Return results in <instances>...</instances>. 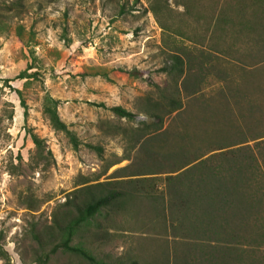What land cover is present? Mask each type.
<instances>
[{
	"label": "rangeland",
	"instance_id": "374dc122",
	"mask_svg": "<svg viewBox=\"0 0 264 264\" xmlns=\"http://www.w3.org/2000/svg\"><path fill=\"white\" fill-rule=\"evenodd\" d=\"M166 1L154 13L150 0H0V10L4 3L20 4L4 13L0 34V231L10 264H41L26 229L32 222L50 225L56 208L78 188L92 185L97 195L105 191L97 183L150 177L144 187L157 195L164 177L198 161L189 159L208 142H230L226 149L264 139L262 28L254 24L250 34H239L231 24H218L209 6L217 0ZM257 13L249 12L252 22ZM172 53L202 79L199 86L194 78L179 82L181 108L170 111L155 83L171 90L161 67ZM46 96L59 101L58 114L78 148L51 127L42 112ZM114 105L134 118L117 116ZM30 132L43 139L41 152ZM241 132L246 142L237 143ZM99 219L109 234L86 237L84 245L107 264H264V224L241 232L247 242L235 248L216 240L214 227L205 228L208 221L197 234L175 207L164 210L142 193ZM0 264L7 263L0 258ZM48 264L88 263L57 251Z\"/></svg>",
	"mask_w": 264,
	"mask_h": 264
},
{
	"label": "trees",
	"instance_id": "16d2710c",
	"mask_svg": "<svg viewBox=\"0 0 264 264\" xmlns=\"http://www.w3.org/2000/svg\"><path fill=\"white\" fill-rule=\"evenodd\" d=\"M150 2V9L154 13L168 6L166 0H150ZM19 6L20 4L15 2L4 3V7L0 10V34L6 31V21L2 19L4 13ZM124 6L125 3L120 4V11L124 10ZM184 6L188 12L190 4L184 3ZM209 6L213 8V13L216 12L213 20H216L218 24L233 25L239 34H250L256 26L262 28L261 31L259 30L261 38L259 44L264 45V39H262L264 37V0H217ZM250 11L258 12L260 21L255 20L256 22L253 21V23L249 16ZM15 30L20 36L21 26H17ZM203 57L205 60L212 58L211 54L203 55ZM199 61L197 66L201 72L205 62L203 59ZM192 67L190 63L186 67L182 56L177 53H172L170 61L161 67V71L166 72L170 77L168 85L171 90L169 91L167 86L160 87L156 83L155 86L161 90L162 99L168 104L170 111L181 108V101L176 96L179 91V82L183 85L186 80L194 78L195 86L201 83L202 77H194L196 73L192 71ZM25 74L27 73L23 71L18 76L24 78ZM130 74L140 76L136 71H130ZM20 101L26 118V104L22 97ZM58 102L57 99L46 96L43 100L42 112L51 127L64 133L76 149L80 141L60 118L57 111ZM158 106L156 102L152 107L153 110H157ZM110 110L117 116L129 120L135 116L133 112L120 105L111 106ZM155 116L161 120L160 114L155 113ZM30 136L36 152H41L43 139L33 132H30ZM237 137H239L237 143L246 142L244 132L239 133ZM229 143L217 139L212 143L208 142L204 150L197 149L196 154L189 160H199L175 175L165 176V188L157 195H154L149 187H144L146 182L151 181L150 177L97 183L105 188L104 192L97 195L91 190L92 185L72 191L53 212L50 225L32 222L26 229L24 235L28 236L35 245L33 250L35 260L41 264H48L54 253L62 251L72 253L88 264H107L98 260L89 251L84 245V239L106 237L109 234L108 229L99 217L106 220L110 211L122 209L136 193H142L145 197L159 202L164 210L167 207H175L190 223L191 231L197 234L201 233V229L205 226L204 222L208 221L205 228L207 225L214 227L212 234L217 235L216 240L226 239L235 244L233 247L238 248L243 241L247 242L245 235L240 236L241 232H246L252 227L261 229L264 224V139L255 141L253 145L243 144L224 149L230 145ZM87 146L100 150L98 146L91 144ZM209 151L215 152L201 158ZM137 174L139 173L133 175ZM122 183H126V186H130L129 183H131V189L118 186ZM78 235H81V239L77 243H71ZM2 240L3 234L0 231V258L10 264L9 254Z\"/></svg>",
	"mask_w": 264,
	"mask_h": 264
}]
</instances>
